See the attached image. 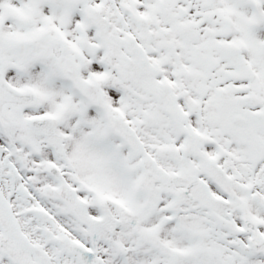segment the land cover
Returning a JSON list of instances; mask_svg holds the SVG:
<instances>
[{
    "label": "snow or ice",
    "instance_id": "obj_1",
    "mask_svg": "<svg viewBox=\"0 0 264 264\" xmlns=\"http://www.w3.org/2000/svg\"><path fill=\"white\" fill-rule=\"evenodd\" d=\"M0 264H264V0H0Z\"/></svg>",
    "mask_w": 264,
    "mask_h": 264
}]
</instances>
